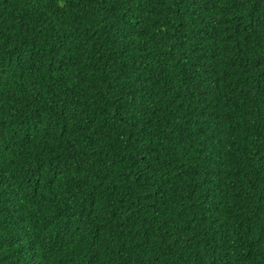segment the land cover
<instances>
[{"label":"trees","instance_id":"trees-1","mask_svg":"<svg viewBox=\"0 0 264 264\" xmlns=\"http://www.w3.org/2000/svg\"><path fill=\"white\" fill-rule=\"evenodd\" d=\"M0 264H264V0H0Z\"/></svg>","mask_w":264,"mask_h":264}]
</instances>
